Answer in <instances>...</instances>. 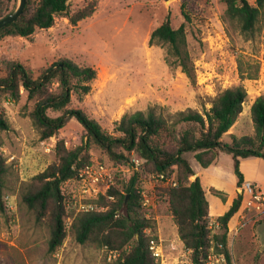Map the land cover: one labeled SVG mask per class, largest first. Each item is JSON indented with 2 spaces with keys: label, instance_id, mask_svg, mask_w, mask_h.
I'll list each match as a JSON object with an SVG mask.
<instances>
[{
  "label": "rangeland",
  "instance_id": "rangeland-1",
  "mask_svg": "<svg viewBox=\"0 0 264 264\" xmlns=\"http://www.w3.org/2000/svg\"><path fill=\"white\" fill-rule=\"evenodd\" d=\"M250 1L255 4V0ZM15 2L19 4L20 0H0V14L10 10ZM83 8L94 12L76 24L69 15L57 16L53 26L37 29L30 37H2L0 73L5 74L13 60L23 62L35 73L63 57L93 66L97 77L91 83V91L75 93L69 107L83 109L113 134H117L116 122L126 113L153 109L172 121L181 110L204 113L219 93L241 86L248 93L243 111L223 139L230 141V134L241 137L255 133L251 105L264 95V14L255 31L246 35L237 21L227 17L224 0H71L68 13ZM168 15L175 28L184 25L186 29L195 66L193 78L169 58L167 45L150 42L152 31ZM34 105L35 100L29 99L23 88L17 100L9 92L0 91V108L10 123L9 129L0 132V151L8 165L6 208L0 211V264H116L119 252L80 243L71 230L76 215L85 206L106 209L103 193L96 194L90 181L85 184L77 178L64 184L68 235L55 252L49 251V226L37 221L23 201V193L34 177L57 161L58 141L63 140L71 149L87 139L83 125L71 118L57 135L41 140L31 117ZM89 153L90 165L102 163L107 167L112 176L111 188L124 191L134 170L139 172L136 186L140 208L155 221V228L146 230L163 248L157 264H192L191 251L185 248L169 202L161 192L168 183L150 173L145 160L136 153L131 154L130 164L112 160L94 143L89 146ZM192 162L202 171L206 185L213 183L227 196L224 200L207 188L214 216L212 235L220 231L215 218L225 213L241 191L237 193L233 158L223 152L219 172L204 170L195 159ZM255 169L251 165L241 171L253 180L252 175L258 173ZM259 171L264 177V165ZM244 205L245 202L228 232L232 264H264V214H256Z\"/></svg>",
  "mask_w": 264,
  "mask_h": 264
},
{
  "label": "trees",
  "instance_id": "trees-1",
  "mask_svg": "<svg viewBox=\"0 0 264 264\" xmlns=\"http://www.w3.org/2000/svg\"><path fill=\"white\" fill-rule=\"evenodd\" d=\"M70 1L26 0L21 15L0 28V39L9 35L30 37L37 29L53 26L57 16L69 15L71 22L76 24L94 12L92 8H83L69 14ZM224 1L227 17L237 21L244 34L251 35L264 14V0H255V4L250 0ZM17 6L15 2L10 10L0 14V19ZM150 42L167 45L169 58L182 66L188 76L195 77L184 25L175 28L168 15L152 31ZM96 77L97 70L93 66L81 65L68 57L54 61L37 73L23 62L13 60L7 65L6 73H0V91L9 92L17 100L23 88L28 98L35 100L31 117L41 140L57 135L71 118L83 125L87 136L83 144L71 149L63 140L58 141L55 148L57 161L38 173L23 193V201L37 221L50 228L49 251H57L68 235L64 184L80 178V170L90 164L89 146L94 143L119 163L130 164L131 154L136 153L145 160L150 173L164 174L177 182L176 185L167 184L161 192L169 202L185 248L191 251L192 264H207L212 253L224 255L226 264H232L229 222L240 210L243 196L239 193L230 208L215 218L220 231L211 235L210 203L200 176L191 179L196 174L192 160L208 167L221 151L231 154L237 184L242 186L245 177L241 160L264 159V95L257 97L251 105L255 133L241 137L230 134V141L224 140L223 135L235 124L248 95L241 86L219 93L204 113L194 109L181 110L172 121L153 109L126 113L116 122L117 134H113L83 109L69 107L75 93L81 95L91 91V83ZM9 127L6 112L0 108V132ZM1 144L0 136V147ZM7 173V161L0 151V211L6 208ZM138 173L134 170L124 191L112 186L106 195H102L106 209L81 211L71 226L78 242L119 252L116 264H157L150 247L154 236L146 230L154 229L155 221L147 218L140 208L136 186ZM211 191L227 199L222 190L212 187ZM111 197L115 199L111 200Z\"/></svg>",
  "mask_w": 264,
  "mask_h": 264
},
{
  "label": "built area",
  "instance_id": "built-area-1",
  "mask_svg": "<svg viewBox=\"0 0 264 264\" xmlns=\"http://www.w3.org/2000/svg\"><path fill=\"white\" fill-rule=\"evenodd\" d=\"M111 174L109 173L107 167L99 163L97 165H86L84 168L80 170V178L81 180L87 184L88 181L92 183L93 191L96 194L103 193V195H106L109 188H110V180H111ZM158 179L169 183H172L173 185H176L177 182L164 174H161L157 176ZM241 194L243 196V204L245 202V209H249L250 211H253L256 214L263 215L264 214V192L262 188L257 185L255 182L251 181H244L242 186L240 187ZM246 196V197H245ZM94 210L93 206H90L86 208L84 207V210ZM219 224V223H217ZM151 250L156 257L157 260L160 259L163 255V248L160 241H158L156 238L151 239L150 244ZM225 263V256L222 254L212 253L209 256V259L207 261V264H224Z\"/></svg>",
  "mask_w": 264,
  "mask_h": 264
},
{
  "label": "crops",
  "instance_id": "crops-1",
  "mask_svg": "<svg viewBox=\"0 0 264 264\" xmlns=\"http://www.w3.org/2000/svg\"><path fill=\"white\" fill-rule=\"evenodd\" d=\"M223 153V151H221L218 156L216 157V159L208 166V167H202L204 170H213V172H219V161H220V158H221V154ZM248 164H251L252 166H254V168H256V174H253L252 175V179H250L251 177L247 176L244 174V177H245V181H251V182H255L257 185H259L263 192H264V177H263V173L260 170V168L264 165V159L263 158H259V157H251V158H245V159H242L241 160V169L243 170L244 168H246V166H251V165H248ZM195 168V167H194ZM196 174L198 176H200V179H201V182H202V185L204 187V190L206 192V197H207V188H209L211 190L212 187L216 188V189H219V190H222L220 188H218L217 186H215L213 183H208L207 185L204 183V177H203V173L202 171H198L196 168ZM191 179H193V176L191 177ZM238 191H240V187L238 186L237 184V193ZM212 192V191H211ZM241 193V191H240ZM227 198V197H226ZM208 199V198H207ZM227 200V199H226ZM234 200V199H233ZM209 201V200H208ZM233 202V201H232ZM210 203V202H209ZM232 204V203H231ZM231 204L228 205L226 211L230 208ZM225 211V212H226ZM239 212V211H238ZM237 212V213H238ZM236 213V214H237ZM224 214V213H223ZM235 214V215H236ZM210 215L212 217V219L214 218V216L212 215V212H211V204H210ZM235 215L234 217L230 220L229 222V228L231 229V222L232 220L235 218ZM219 216V215H218ZM231 231V230H230ZM229 243H230V237H229Z\"/></svg>",
  "mask_w": 264,
  "mask_h": 264
},
{
  "label": "water",
  "instance_id": "water-1",
  "mask_svg": "<svg viewBox=\"0 0 264 264\" xmlns=\"http://www.w3.org/2000/svg\"><path fill=\"white\" fill-rule=\"evenodd\" d=\"M26 0H20L17 8L10 12L8 15L0 19V28L6 26L7 24L15 21L22 13ZM197 174L193 176V179L196 178Z\"/></svg>",
  "mask_w": 264,
  "mask_h": 264
}]
</instances>
